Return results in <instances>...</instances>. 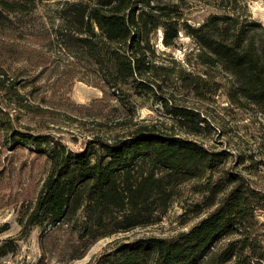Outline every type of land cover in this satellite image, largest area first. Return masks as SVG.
I'll return each instance as SVG.
<instances>
[{"label":"trees","instance_id":"obj_1","mask_svg":"<svg viewBox=\"0 0 264 264\" xmlns=\"http://www.w3.org/2000/svg\"><path fill=\"white\" fill-rule=\"evenodd\" d=\"M37 5L38 0H0V35L10 41L0 43L2 56H17L13 41L35 35L25 26ZM58 16L48 43L64 52L69 65L89 71L90 78L83 80L103 92L96 101L114 99L132 115V98L151 96L197 132L188 111L161 95V75H170L172 68L154 63L151 33L160 28L164 46H173L181 30L204 66L231 76L228 96L234 104L247 102L264 111V27L259 22L223 11L193 26L177 4L157 0H64ZM174 73L184 91L199 96L209 90L201 76L183 68ZM19 83L0 67V154L26 149L43 157L47 168L34 198L22 204L21 230L0 243V259L34 227L39 229L35 264H47L55 253L63 264L81 259L99 239L159 221L182 186L194 183L195 191L205 193L194 213L208 209L195 224L168 238L122 237L86 264H264V192L221 168L225 151L160 132L154 124L110 139L93 136L80 150H71L50 134L14 126L19 118L11 112H50L30 103Z\"/></svg>","mask_w":264,"mask_h":264},{"label":"rangeland","instance_id":"obj_2","mask_svg":"<svg viewBox=\"0 0 264 264\" xmlns=\"http://www.w3.org/2000/svg\"><path fill=\"white\" fill-rule=\"evenodd\" d=\"M177 4L183 19L197 26L211 13L234 11L242 17L259 22L264 27V0H157ZM64 0H38V5L28 18L25 28L34 36L13 41L17 56L8 58L0 54V67L8 76L20 80L19 90L27 100L41 108L49 109L44 116H30L26 112H11L18 116L13 121L27 126L30 132L46 133L59 139L68 149L80 150L85 141L93 136L106 139L123 136L142 124H154L160 132L176 134L192 139L210 150H222L227 159L221 168H230L243 176L248 183L264 192V111L243 102L234 104L228 96L231 76L219 67L210 69L197 57L198 49L190 36L178 31L174 45H163L162 30L151 33L154 63L172 68L164 80L161 95L169 98V105L183 107L197 122L196 133L189 131L186 122L169 114L161 103L151 96L132 98L134 113L129 115L114 99L96 101L102 90L85 82L89 71L80 65H69L63 51L56 44H49L52 28L60 18L58 9ZM7 38L1 37L3 44ZM1 53V50H0ZM183 68L208 82L209 90L202 95L184 91L175 78V71ZM174 71V72H173ZM207 72V73H205ZM215 85V87H214ZM214 88V89H213ZM211 89V90H210ZM214 90V91H212ZM105 106L99 111L97 106ZM47 162L29 150L4 149L0 154V243L7 237L16 236L20 229L18 218L24 210L22 205L34 198L45 175ZM220 171L213 175L216 179ZM194 183L182 186L161 219L155 223L136 227L96 241L81 259L68 264L92 262L99 253L114 241L125 237H172L187 230L208 209L194 213L195 204L202 205L205 193L195 191ZM37 227L16 241L14 252L1 258L0 264H35L39 254ZM47 264H63L60 255L53 254Z\"/></svg>","mask_w":264,"mask_h":264}]
</instances>
